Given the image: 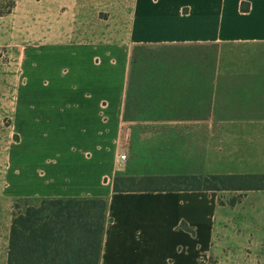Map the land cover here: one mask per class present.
I'll list each match as a JSON object with an SVG mask.
<instances>
[{
  "label": "crops",
  "instance_id": "crops-1",
  "mask_svg": "<svg viewBox=\"0 0 264 264\" xmlns=\"http://www.w3.org/2000/svg\"><path fill=\"white\" fill-rule=\"evenodd\" d=\"M40 1L39 20L35 14L26 21L27 36L68 48L74 71L67 79L51 56L32 59L7 108L12 124L22 86L31 127L71 132L81 101L93 103L94 122L88 143L40 146L41 187L18 196L33 205L43 198H106L100 264H264V189H113L116 176L264 174V0ZM82 36L90 42H80ZM36 45L26 48L23 62ZM144 48L168 59L159 66L165 75L130 78L133 54ZM80 52L93 68L89 89L73 77ZM117 53L124 69L115 84L102 70L116 65ZM100 83L105 93L96 96ZM140 92L157 103L127 109L129 96ZM123 152L127 160L118 167ZM9 236L10 228L0 239V264H8Z\"/></svg>",
  "mask_w": 264,
  "mask_h": 264
},
{
  "label": "rangeland",
  "instance_id": "rangeland-1",
  "mask_svg": "<svg viewBox=\"0 0 264 264\" xmlns=\"http://www.w3.org/2000/svg\"><path fill=\"white\" fill-rule=\"evenodd\" d=\"M10 3V0H0V10L5 11ZM154 7V3H151ZM41 1L40 0H17L16 7L11 13L0 15V239L1 242L7 236L11 220L13 218L14 206L16 202L22 205L26 203V198H20L18 195L27 194L31 191L39 189L44 176L41 172L44 171L45 165L42 159L45 157V151L42 149L47 140H63L72 141L73 143L83 144L91 141V123L94 122L92 111L94 106L91 102L81 101V109L74 116L73 130L71 132L64 131L60 133L44 132L41 125L30 126L29 120L24 112V104L21 100L24 97V88H20L21 100H19V108L15 116V127L12 124V112L7 111L9 106L14 107L15 96L17 89L22 84V72L26 74L30 71V62L41 63L46 61V57L51 56L52 60H56L63 66L65 78L71 79L74 69V63L68 55V48L51 49L50 47L41 46V39L38 34L35 38L27 36L26 21L28 16H37V21L40 18ZM38 24V23H37ZM29 27V25H28ZM13 31V32H12ZM80 42L87 44L90 38L82 36ZM37 44L38 49L33 52V49L28 50L27 58L23 62L24 52L28 46ZM65 44V43H64ZM67 45V44H65ZM41 46V47H40ZM41 52V54L39 53ZM48 55V56H47ZM120 53L116 56V65L105 63V68L102 70L103 75L107 80L118 84L123 76V62L119 59ZM162 56V58H161ZM167 56V54H165ZM85 54L79 53L74 59L77 65V70L74 79L80 84V87L85 86L89 89L90 79L93 80L92 64L88 63ZM165 59L163 53H158L157 50L144 48L141 51H135L133 54L132 68L130 78H145L155 75H165V71L159 66L163 65ZM23 63V64H22ZM99 81V80H98ZM92 87V86H91ZM135 87V86H134ZM97 88V87H96ZM101 83L97 90L92 94L96 96L103 95ZM88 92V91H87ZM81 93H84L81 90ZM109 94H113L112 90H108ZM150 95L139 94L129 96L127 101V109H143L152 108L157 102L149 99ZM13 101V102H11ZM161 103V102H160ZM23 104V105H22ZM9 105V106H8ZM8 106V107H6ZM66 124V123H65ZM46 127V126H45ZM129 138V137H128ZM124 138H121L123 142ZM130 140V138L128 139ZM83 165H81L82 167ZM243 166L225 165V171L241 170ZM226 195H228L226 193ZM215 263L214 260L211 261Z\"/></svg>",
  "mask_w": 264,
  "mask_h": 264
},
{
  "label": "trees",
  "instance_id": "trees-1",
  "mask_svg": "<svg viewBox=\"0 0 264 264\" xmlns=\"http://www.w3.org/2000/svg\"><path fill=\"white\" fill-rule=\"evenodd\" d=\"M15 7L16 0H10L0 15L11 13ZM113 189L246 192L263 190L264 174L116 176ZM239 199L232 198L230 204L235 205ZM107 210L108 200L102 197L43 198L37 205L28 199L23 208L16 202L8 264H100ZM182 227L194 233L184 222Z\"/></svg>",
  "mask_w": 264,
  "mask_h": 264
},
{
  "label": "built area",
  "instance_id": "built-area-1",
  "mask_svg": "<svg viewBox=\"0 0 264 264\" xmlns=\"http://www.w3.org/2000/svg\"><path fill=\"white\" fill-rule=\"evenodd\" d=\"M119 164H118V167H122V165L125 163V161L127 160V153L126 152H123V153H120L119 154Z\"/></svg>",
  "mask_w": 264,
  "mask_h": 264
}]
</instances>
